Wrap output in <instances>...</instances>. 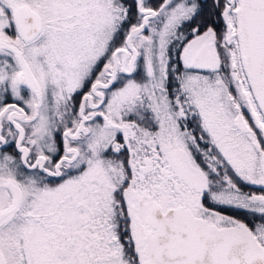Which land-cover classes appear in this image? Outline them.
I'll return each mask as SVG.
<instances>
[{"label":"snow or ice","instance_id":"obj_1","mask_svg":"<svg viewBox=\"0 0 264 264\" xmlns=\"http://www.w3.org/2000/svg\"><path fill=\"white\" fill-rule=\"evenodd\" d=\"M0 264H264V0H0Z\"/></svg>","mask_w":264,"mask_h":264}]
</instances>
